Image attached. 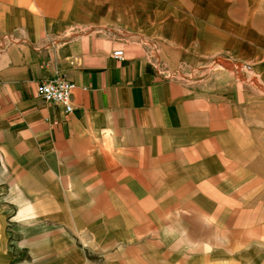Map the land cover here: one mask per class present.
Listing matches in <instances>:
<instances>
[{
  "label": "crops",
  "instance_id": "1",
  "mask_svg": "<svg viewBox=\"0 0 264 264\" xmlns=\"http://www.w3.org/2000/svg\"><path fill=\"white\" fill-rule=\"evenodd\" d=\"M130 11L128 0H0V220L30 256L6 264H115L143 227L210 211L195 204L194 171L209 181L227 159L194 167L210 133L195 127L193 92L136 41ZM56 76L77 85L70 114L37 95Z\"/></svg>",
  "mask_w": 264,
  "mask_h": 264
},
{
  "label": "rangeland",
  "instance_id": "2",
  "mask_svg": "<svg viewBox=\"0 0 264 264\" xmlns=\"http://www.w3.org/2000/svg\"><path fill=\"white\" fill-rule=\"evenodd\" d=\"M128 1L136 41L163 76L193 92L195 127L210 133V155L195 153L194 167L215 154L228 169L211 171L209 181L194 171L191 192L208 213L179 212L162 227H143L149 233L132 243L131 256L132 244L117 247L113 263L264 264V0ZM2 230L0 220V264L11 253L29 260Z\"/></svg>",
  "mask_w": 264,
  "mask_h": 264
},
{
  "label": "built area",
  "instance_id": "3",
  "mask_svg": "<svg viewBox=\"0 0 264 264\" xmlns=\"http://www.w3.org/2000/svg\"><path fill=\"white\" fill-rule=\"evenodd\" d=\"M116 59L124 58V51L117 50L113 53ZM77 85L64 76H56L50 80L42 81L37 87V95L46 103L61 106L66 114L73 112L72 96Z\"/></svg>",
  "mask_w": 264,
  "mask_h": 264
},
{
  "label": "trees",
  "instance_id": "4",
  "mask_svg": "<svg viewBox=\"0 0 264 264\" xmlns=\"http://www.w3.org/2000/svg\"><path fill=\"white\" fill-rule=\"evenodd\" d=\"M15 252H16V250H15ZM17 252H18V250H17ZM18 254V253H17Z\"/></svg>",
  "mask_w": 264,
  "mask_h": 264
}]
</instances>
